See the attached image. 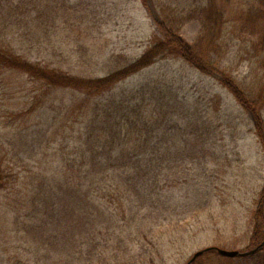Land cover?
Segmentation results:
<instances>
[{"label": "rangeland", "instance_id": "374dc122", "mask_svg": "<svg viewBox=\"0 0 264 264\" xmlns=\"http://www.w3.org/2000/svg\"><path fill=\"white\" fill-rule=\"evenodd\" d=\"M164 1L181 6L197 2ZM214 4L224 13L225 28L203 48L256 98L264 88V0ZM51 6L68 9L70 21L54 24L52 9L39 6V13H47L36 20L41 28L35 34L25 21L14 22L4 34L0 16V40L6 36L26 59L75 75L102 76L135 61L161 34L157 10L150 2L51 0ZM183 32L200 44L198 22H189ZM169 58H174L170 66L157 62L115 88L128 96L136 88L149 89L161 98L160 108L169 112L154 133L162 148L145 154L149 164L152 155L161 158L164 187L141 189L125 203L128 218L109 223L96 206L71 200L59 189L52 196L47 192L51 198L47 217L37 218L31 211L27 216L26 209L13 215L0 189V264H187L196 251L208 246L240 251L248 246L264 186V143L253 115L221 84L218 74L202 73L180 57ZM34 88L26 75L3 71L0 65V161L5 144L12 155L18 152L29 158L27 168L37 169L42 160L41 168L56 170L62 154L75 150L80 123L76 112L74 126L69 119L63 129V118L53 121L52 106L65 107L67 115L83 96L64 90L57 93L55 104L42 106L32 96ZM150 176L154 178L153 173ZM102 224H111L110 231ZM160 228H168L179 241L161 246ZM209 259L203 257L196 264H251L238 257Z\"/></svg>", "mask_w": 264, "mask_h": 264}, {"label": "trees", "instance_id": "16d2710c", "mask_svg": "<svg viewBox=\"0 0 264 264\" xmlns=\"http://www.w3.org/2000/svg\"><path fill=\"white\" fill-rule=\"evenodd\" d=\"M142 1L150 2L157 10L161 34L154 36L150 47L135 61L102 76L75 75L46 62L26 59L7 42L9 40L6 36H1V68L3 71L16 70L26 75L35 86L33 98L42 102V106L49 101L55 104L58 101L57 93L64 90L76 91L83 96L78 106H73L67 115L63 112L65 107L52 106L56 110L53 121L63 118V129L67 128L69 119L74 126L72 116L76 112L77 122L80 123L77 140L74 142L75 150L62 154L57 161L56 170L41 168L45 165L42 160L38 162L37 169L27 168L29 158L18 152L12 155L5 144L1 145L0 189L5 197L4 204L10 206L13 215H17L20 209H26L27 216L31 211L37 218L47 217L51 200L48 199L47 192L52 196L59 189L71 200H84L90 206H96L101 218L108 220L107 223L118 217L119 221H125L128 218L126 202L129 203L138 196L145 187H164L166 180L160 179L161 158L152 155L153 162L149 164L145 154L148 150L160 151L162 148V141L156 140L154 133L169 112L167 114V111L160 108L161 98L152 94L149 89L142 90L139 87L133 95L128 96L116 92L115 88L157 62L165 61L163 65L170 66V61L174 58L169 57H180L202 73L218 74L221 84L252 113L256 133L264 143V88L256 98L251 97L238 79L213 62L203 48V43L212 45L211 41L216 39L219 32L222 34L225 28L224 13L214 4L215 0H196L190 6L164 0ZM39 6L52 9L54 24L58 20L64 23L70 21L68 9L62 10L63 6L52 7L51 0H1V26H5L1 31L5 34L14 22L25 21L26 24H31L35 34L41 28V21L36 20L47 13H39ZM192 21L198 22L200 26V44L189 40L183 32L184 27ZM37 35L38 33L35 36ZM157 56L162 58L157 59ZM19 166L23 167L18 169ZM151 173L154 178L150 176ZM113 204L117 206L113 207ZM2 212L7 214L3 208ZM254 216V226L246 250L253 249L264 241V186ZM105 227L110 231L111 224H106ZM160 229L161 246L167 247L170 243L173 245L179 241V237L168 228ZM158 250L160 251L159 247ZM263 251L264 246L253 255L238 258L251 264H264ZM202 256L211 257L210 261H214V258L232 259L222 256L216 250L207 251ZM117 264L131 262L121 261Z\"/></svg>", "mask_w": 264, "mask_h": 264}, {"label": "water", "instance_id": "95a60500", "mask_svg": "<svg viewBox=\"0 0 264 264\" xmlns=\"http://www.w3.org/2000/svg\"><path fill=\"white\" fill-rule=\"evenodd\" d=\"M263 246H264V241L259 246H257L256 248L251 249V250H245V251H240V250H236V249H226V248L218 247V246H208V247H205L201 250L196 251L193 254V256L190 258V260L187 262V264H192L199 256H201L205 252L212 250V249L216 250L222 256L235 258V257H239V256L244 257V256L252 255V254L256 253L258 250H260Z\"/></svg>", "mask_w": 264, "mask_h": 264}]
</instances>
